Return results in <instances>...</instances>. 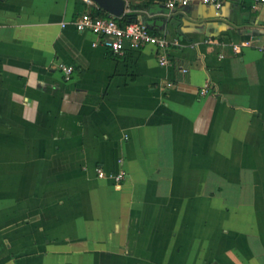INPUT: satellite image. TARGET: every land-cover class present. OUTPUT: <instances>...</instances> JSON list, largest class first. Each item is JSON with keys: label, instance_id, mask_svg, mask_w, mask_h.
<instances>
[{"label": "crops", "instance_id": "obj_1", "mask_svg": "<svg viewBox=\"0 0 264 264\" xmlns=\"http://www.w3.org/2000/svg\"><path fill=\"white\" fill-rule=\"evenodd\" d=\"M125 2L167 65L0 0V264H264V1Z\"/></svg>", "mask_w": 264, "mask_h": 264}, {"label": "built area", "instance_id": "obj_2", "mask_svg": "<svg viewBox=\"0 0 264 264\" xmlns=\"http://www.w3.org/2000/svg\"><path fill=\"white\" fill-rule=\"evenodd\" d=\"M84 1L89 5L96 6L92 0ZM223 1L224 0H165L164 3L167 9L173 10L178 7H186L193 2L213 5L215 8H220ZM252 1V6L256 7L264 0ZM72 24L78 32L88 31L93 33L97 37V40L94 41L92 45H101L114 56L123 55L126 48L138 50L144 46L150 45L161 51L158 63L161 66L167 65L168 63L165 50L173 44V41L166 37L151 33L143 21L136 20L122 27L113 16H94L91 11L87 10L82 12ZM233 49L237 51L238 46L234 45ZM261 51L264 53V44L261 46ZM58 68L62 72L64 80H69L73 73V67L71 65L59 63ZM209 90V84L205 83L200 88L199 93L201 95H206ZM95 173L98 178L110 179L115 185H120L124 179L123 171H118L116 173L106 172L99 166L95 168Z\"/></svg>", "mask_w": 264, "mask_h": 264}, {"label": "water", "instance_id": "obj_3", "mask_svg": "<svg viewBox=\"0 0 264 264\" xmlns=\"http://www.w3.org/2000/svg\"><path fill=\"white\" fill-rule=\"evenodd\" d=\"M99 8L104 10L109 16L121 17L125 12V0H92Z\"/></svg>", "mask_w": 264, "mask_h": 264}, {"label": "trees", "instance_id": "obj_4", "mask_svg": "<svg viewBox=\"0 0 264 264\" xmlns=\"http://www.w3.org/2000/svg\"><path fill=\"white\" fill-rule=\"evenodd\" d=\"M92 15L94 16H107L108 14L102 10L101 8L97 7L91 11ZM120 26H125L126 24L136 21L137 16L135 13H124L121 17L115 18Z\"/></svg>", "mask_w": 264, "mask_h": 264}]
</instances>
